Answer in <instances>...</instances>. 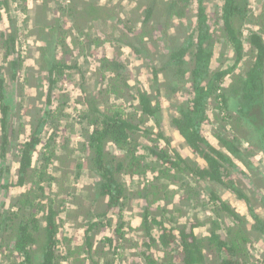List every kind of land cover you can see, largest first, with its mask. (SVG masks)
I'll use <instances>...</instances> for the list:
<instances>
[{
	"label": "trees",
	"instance_id": "16d2710c",
	"mask_svg": "<svg viewBox=\"0 0 264 264\" xmlns=\"http://www.w3.org/2000/svg\"><path fill=\"white\" fill-rule=\"evenodd\" d=\"M90 1H84L86 15L92 18L101 10L105 11L106 7L101 3ZM204 1L197 0L198 19L195 26L184 39L169 47L163 54L162 63L159 67L153 65L152 70L157 82L160 79L159 73L164 71L167 75L160 81V85L178 88L187 84L190 89L189 97L177 105V112L172 115L171 122L194 156H184L179 152L172 154L154 141L166 138L162 132L163 107L158 93L153 95L149 90L133 87L127 78L128 66L117 54L100 58V69L104 71L102 73H109L107 86L101 93H112L120 97L125 90H131L130 97L135 103L132 104V110L128 111L123 104L110 102L100 107L93 96L85 99V111L80 114L82 121L84 119L83 150L88 153L90 171L96 178L91 185L96 192L95 199L105 202L106 208L88 215L89 219L84 225L86 255L83 257L76 255V252L84 244L72 247L71 238L64 237L63 240L69 242L64 253L61 250L63 240L58 236L62 220L60 214L63 212L61 206L65 208L67 202V197L62 193L65 189L62 184L67 176L63 165L67 168L73 163V159L71 153H66V156L57 153L60 148L58 138L63 126L61 116L64 114L62 107L54 106L55 93L52 91L57 80L80 69L78 60L70 63L58 56L57 52L65 48L68 53L73 49V43L80 45L88 36L86 34L83 38L76 39L74 34V39H69L70 35L64 33L59 36V43L48 45L43 38L51 28L43 21L36 22L32 30L38 29L42 36L37 34L42 40L38 57L41 67L40 72L33 70V73H43L41 71L45 68L49 89L45 90L47 98L43 106L38 108L39 111H27L26 114L29 115L27 119H23L25 115L17 117L22 102L18 99L16 90L27 77L25 71L24 74L21 72V56L16 54L17 39L9 29L0 32L7 60L0 64V264H60L63 260L68 264H86L88 259L93 264H114V260L107 256L113 247L114 238L104 236L95 244L96 234L102 227L112 224L113 218L109 212L116 207H120L119 217L123 218L121 210L132 198L142 201L139 230L143 232L144 238L141 249L135 252L138 260L135 259L134 264L250 262L247 230L249 227L264 234V217L256 211L254 202L256 197L264 206V189H254L255 182L250 171L243 169L238 159L243 160L246 168L252 170L254 175H259L264 180V173L258 170L251 159L253 147L260 148L264 153V11L260 16L256 15L263 17L258 21L259 28L251 30L247 36L251 53L247 61L243 29L250 14L253 16L254 13L250 11L249 0H224L222 12L218 16L219 28L236 58L232 66L212 70L211 61L217 39L207 22L209 17ZM191 3L193 0H139L133 7V13H139L136 20L124 18L128 23L133 21L127 29L129 39L125 44L141 56L149 51L151 21H168L165 32L159 31L165 40L171 26L187 16ZM65 9H71V5ZM159 38H155V41L160 40ZM111 40L117 46L121 38ZM59 44L61 45L58 47ZM242 61L247 63L244 72L235 74L234 70ZM7 69L12 70L9 78L6 75ZM228 76H232L231 82L224 85ZM82 78L85 79V75ZM43 83L40 80L39 85ZM211 103L218 109L217 114L229 121L232 130L230 133L225 129V134L218 135L221 147L212 144L202 132ZM149 121H153L154 125H148ZM155 127L161 129L157 132L158 138L151 137ZM21 129L26 130L23 138H20ZM142 136L150 142L142 140ZM245 141L248 143L246 146ZM61 148L66 149L67 146L63 145ZM57 160L61 163L60 176L51 171V165ZM77 167V174L80 175L84 165L79 161ZM12 172L16 177V184L25 188L14 198L11 207H6L4 197L13 185L9 181L13 176ZM236 173H241L243 180L249 179L248 187L236 184ZM136 175L143 178L130 187L125 177L134 178ZM179 181L180 191L173 185V182ZM201 181L221 185L230 189L238 198L244 199L253 223L249 225L246 216L222 199L215 191L216 188L211 190L210 197H206L197 184ZM55 185L59 189H54ZM71 185H68L69 188ZM68 194L72 196L71 191ZM73 197L75 198V194ZM210 204L213 215H205L204 221L191 224V228H188V221H183L182 217L185 215L184 209L192 210L189 214L200 218L198 208L210 207ZM78 206L81 207L79 203ZM189 214H186L187 219L191 220L192 216ZM228 217L230 218L227 219ZM198 225H208V233L196 234L194 228ZM155 226L160 230L158 236L153 233ZM123 228V222L116 228L117 247L122 239H126ZM158 242L164 248L165 254L162 257H156L151 251ZM105 243L109 245L108 250H104ZM172 244L177 245L173 247ZM7 249L16 256L15 259H5ZM99 250L102 251L101 255ZM96 252L100 260L92 256ZM209 253L214 254L213 258H210Z\"/></svg>",
	"mask_w": 264,
	"mask_h": 264
},
{
	"label": "rangeland",
	"instance_id": "374dc122",
	"mask_svg": "<svg viewBox=\"0 0 264 264\" xmlns=\"http://www.w3.org/2000/svg\"><path fill=\"white\" fill-rule=\"evenodd\" d=\"M84 1L85 0H0V11L2 13V18L0 19V32L4 29H9V32H14L17 39L16 47L18 54L21 56L23 62V74L25 71L27 77L23 85H18L17 97L22 102V108L17 111L18 118L21 117V115H25L23 119H27V116L29 115L26 114L27 111L35 113L38 108L43 106L47 98V91L45 90L47 88L49 89V80L45 76L47 70L44 68L41 71L43 73H33L35 71L40 72L39 69L41 67L40 60L38 59L41 52V49H39L41 34L38 29L34 31L32 30L36 22L39 20L42 23L43 21L45 25L51 28L49 33L43 38L48 45H50V43H59V36L64 35V33L70 35L69 39L70 37L73 38L74 34L76 39L79 37L83 38L86 34L88 36L84 43H81L80 45L73 43V49L68 53L65 52V48L57 52L58 56H61L62 59L69 61L70 63L78 60L80 69L71 71V75H64L60 80H57L52 91L55 93L54 106L62 107L64 114L61 116L63 126L60 132V137L58 138L60 148L57 153L63 156H66V153H71L73 159V163L67 168L63 165L67 176H65V182L63 181L62 184L65 188L62 193L67 197V202L65 208L61 206L63 212L60 214L62 220L60 221L61 226L59 228L58 236L62 238V240L64 237L71 238L72 241L70 245L72 247H77V244H84L81 246V249L76 252V255H81V257L86 255V246L83 240L84 225L89 219L88 215H94L106 208L105 202L102 203L100 200L95 199L96 192L91 185L94 184L96 178L93 172L90 171L88 153L83 150V142L85 138L82 134V128L84 119L82 121L80 114L85 111V99L93 96L96 98L100 107H104L105 104L110 102L123 104L127 107L128 111L132 110V104L135 103L130 97L131 90H125L122 96H120L121 98L112 93H101L102 89L107 86L109 73H102L104 71L100 69V58L103 56L112 57L117 54L120 59H124L128 66L127 78L133 87L149 90L153 95L158 93V97L160 98L163 107L161 111L162 132L167 139L163 137H161L163 139L158 138L157 132L161 129L155 127L154 133L151 137L158 139L154 141L162 147H165L168 152L172 154L179 152L184 156H194L183 136L171 122L172 115L177 112V105L189 97L190 89L187 84H185L186 86L183 85L178 88H174L171 85H160V81L165 79L167 75L164 71L159 73L160 79L159 82H157L155 81L152 70L153 65L159 67L164 58L163 54L168 51L170 46L181 41L186 35H188L189 30L195 26L198 19V3L197 0H193V3H191L187 9V16L178 24L175 23L171 26V30L168 32V36H166L168 38L165 40L160 35L159 31L161 30L163 33L165 32V25H167L168 21H165V19L164 21H151L152 27H150V35H152V38L148 37L149 51L138 56L130 46L125 44V41H128L127 39H129L127 29L131 26L130 22L133 21L128 23L124 18L129 17V19L136 20L139 13L134 14L133 7L139 3V0H87L90 2L97 1L99 4L101 3L102 6L106 7L105 11L101 10L100 13L94 14L92 18L86 15L87 11L84 12ZM204 3L207 7L206 13L209 17L207 22L211 25V30H214L217 39L214 48V55L211 61V68L212 70L219 68L226 69L234 64L236 54L230 48L228 41L223 36L221 28H219L220 23L218 22V16L222 12L224 0H205ZM68 5H71V9L69 10L65 9ZM249 7L254 15L252 16L250 14L247 19L248 22L243 29L244 50L246 52L245 59H247V61L250 59L251 54L249 51L250 44L247 41V36L251 30L259 28V26H257L258 21H261L264 16L262 18H259L258 16L264 11V0H249ZM256 15L258 16L256 17ZM155 26L157 27L155 28ZM97 36L101 38L96 39ZM115 37L121 38L117 46L111 40ZM157 37H160V40L155 41V38ZM60 45L61 44H59L58 47ZM5 52V47L2 46V40L0 37V62L4 61ZM42 64L46 65L44 62H42ZM246 66L247 63L243 61L240 62L234 70V73L241 74L244 72ZM35 67H37V69H33ZM6 72L7 78H9L12 72ZM82 75H85L86 78L83 79ZM231 78L232 76H228L225 82L230 83ZM40 80L44 82L41 86L39 85ZM217 112L218 109L211 103L208 111V119L205 120L202 125V132L212 144L221 147L218 135H223L226 132L231 133L232 130L228 124L229 121L218 115ZM147 124L154 125V122L149 121ZM25 131V129L20 130V138L25 136ZM141 139L150 142L148 141V138H144V136H142ZM63 145L67 146V148H61ZM244 145L246 146L248 143L245 141ZM251 150L254 153L251 155V159H253L258 170L264 173V153L260 151V148L253 147ZM198 160L201 161L202 159L198 158ZM79 161L84 165L82 170H80V175L77 174V164ZM242 161L238 159L241 167L250 171L249 173L255 182L253 185L254 189H264V180L259 175H254L252 170L246 168L244 161ZM13 162L16 163V160ZM13 165L15 164L13 163ZM60 166L61 163L59 160L51 165V171L54 175H61L59 171ZM13 169L14 167L12 170ZM240 174L241 173H236V184L240 187H248L249 179L246 177L244 180L241 179ZM12 175L13 176L9 178V181L12 182L13 185L9 187L4 197L6 207H11L14 198H16L21 190L25 188L18 186L13 172ZM141 178L143 177L138 175L134 178L126 176L125 180L131 187L132 183L137 184ZM180 183V181L173 182V185L177 186L179 191L181 190L179 188ZM197 184L206 197H210L211 190L216 188L215 191L222 199L229 202L238 213L246 216L249 225L253 223V217L249 211L247 202L244 199L238 198L230 189L221 185H213L208 181H201ZM68 185H71V187L69 188ZM88 185H90V188H87ZM55 187L56 185L54 186V189L57 190L58 186L57 188ZM48 191H50V189H48ZM70 191L72 196L68 194ZM73 194H75V198L73 197ZM1 197H3V193H1ZM254 199L257 207L256 211L261 214V217H264V206L259 202L258 198L254 197ZM77 202L81 207L78 206ZM141 205L142 201L137 198L129 200L121 210L123 218L119 217L120 207L111 210L109 215L113 218L112 224L110 226L102 227V229L96 234L95 244H98L99 240L104 236H112L114 238L113 247H111L109 250L110 252L107 253V256L114 260V264H134L136 262L134 260H138V256L135 252L141 249V244L144 239L143 232L139 230L142 220ZM184 211L185 215L182 217L183 221H188V228H191V224L204 221V219H206L204 218L205 215H213L211 204L210 207L208 206L203 209L200 208V210L198 208V216H200V218H195L194 215L189 214L193 212L192 210L185 208ZM186 214L191 215L192 219L188 220ZM229 218L230 217L227 219ZM122 222L124 223L123 232L125 233L126 239H122L120 246L117 247L118 243L115 242L118 238L116 228ZM167 223L170 224L169 221ZM223 225H221V228H223ZM208 229V225H198L194 228V231L196 234L201 235L207 234ZM159 232V227L155 226L153 233L158 236ZM247 232L250 239L248 246L251 252V259L247 264H264V234L259 233L255 229H250L249 227ZM68 243L69 242L63 240V243L61 244V250L64 253L68 249ZM175 245L177 244H172L173 247ZM105 246L106 248L104 247V250H108V243H105ZM151 251L156 257H162L165 254L164 248L159 242L151 248ZM98 253L101 255L102 251L99 250ZM209 254L211 255L210 258H213L214 254ZM99 255H97V252L96 254H92L96 260H98V257L100 258ZM5 256L6 260L16 258V256L11 254L8 249ZM60 264L68 263L62 261ZM78 264H80V262ZM86 264L93 263L88 259Z\"/></svg>",
	"mask_w": 264,
	"mask_h": 264
},
{
	"label": "flooded vegetation",
	"instance_id": "af4514ba",
	"mask_svg": "<svg viewBox=\"0 0 264 264\" xmlns=\"http://www.w3.org/2000/svg\"><path fill=\"white\" fill-rule=\"evenodd\" d=\"M2 46L3 47H5L3 44H2ZM16 49H17V47H16ZM5 50H6V47H5ZM17 54H18V50H17ZM4 57H5V55H4ZM5 61H7L6 60V58H4V61H2V62H0V64H4L3 62H5ZM23 67V66H22ZM25 67V66H24ZM21 69V68H20ZM7 71H11L12 72V70H10V69H7ZM21 72H23L22 70H21ZM23 74V73H22ZM227 78V77H226ZM226 78H225V80H224V85H228L229 83H227V82H225L226 81ZM16 91H18V88H17V90ZM0 132H1V128H0ZM98 260H100V258L98 257ZM64 261V260H63ZM65 262H67L66 260H65ZM68 263V262H67Z\"/></svg>",
	"mask_w": 264,
	"mask_h": 264
}]
</instances>
